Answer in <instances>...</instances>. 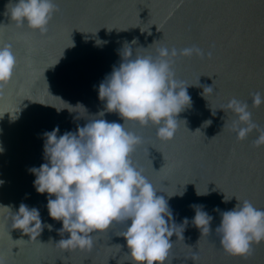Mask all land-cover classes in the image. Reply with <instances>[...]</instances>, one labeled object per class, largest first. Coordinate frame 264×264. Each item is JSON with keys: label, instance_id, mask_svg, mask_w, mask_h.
Returning a JSON list of instances; mask_svg holds the SVG:
<instances>
[{"label": "water", "instance_id": "1", "mask_svg": "<svg viewBox=\"0 0 264 264\" xmlns=\"http://www.w3.org/2000/svg\"><path fill=\"white\" fill-rule=\"evenodd\" d=\"M53 2L59 11L42 34L11 18L18 0H0V47L11 45L16 58L0 95V258L5 264H133L118 236L125 225L93 233L90 250L60 247L62 221L49 216L48 195L37 193L29 169L47 162L45 132L58 126L63 135L101 118L106 101L99 98V85L119 66L125 44L135 40L139 56L194 45L212 52L211 58H173L175 79L189 86L191 102L178 114L172 139L159 138L152 123L125 125L141 137L130 156L133 166L167 200L169 222L178 227L164 264H193V252L196 264H264V241L253 242L245 256L232 255L215 231L220 212L238 201L264 210V145L254 146L256 129L238 140L236 114L227 108L233 98L247 102L252 121L264 128V103L252 105L253 93L264 94V0ZM212 84L214 92H204ZM103 118L123 123L117 113ZM21 203L39 211L40 235L13 228ZM193 205L212 217L208 232L193 223Z\"/></svg>", "mask_w": 264, "mask_h": 264}, {"label": "clouds", "instance_id": "2", "mask_svg": "<svg viewBox=\"0 0 264 264\" xmlns=\"http://www.w3.org/2000/svg\"><path fill=\"white\" fill-rule=\"evenodd\" d=\"M58 11L53 0H18L12 7L11 18L19 26L26 22L30 28L44 34L52 14ZM135 43L133 40L131 45L125 44L119 66H114L99 85V98L106 101L105 111L98 115L101 118L89 120L75 132L58 135V126L45 132L47 162L29 171L36 177L37 193L48 195L49 216L62 221L59 229L62 239L57 243L60 247L90 250L93 233L125 225L118 236L126 241L127 255L133 264H164L178 227L169 222L172 213L167 200L158 196L154 186L133 166L130 156L141 143V137L128 131L125 125L152 123L158 126L159 138L172 139L179 123L178 114L191 102L189 86L175 79L171 66L173 58L178 55L211 58L212 52L205 54L194 45L180 50L162 47L155 57L139 56L133 51ZM15 66L11 45L0 47V95L11 81ZM213 90L214 84L204 87V92ZM252 97L253 106L264 103V94L255 92ZM227 108L237 117L233 121L237 139L246 138L256 129L259 135L254 146L264 145V128L252 121L249 104L233 98ZM105 112L117 113L123 123L105 120ZM192 207L197 209L193 223L201 232H208L212 217L200 210L202 206ZM220 215L221 222L215 231L221 247L229 254L245 256L251 252L253 242L264 241V210L250 201H238L231 210L220 212ZM12 220L13 228L26 235L37 230L40 235L42 231L39 211L24 203ZM187 223L185 219L184 224ZM47 227L51 230V225ZM64 233L69 234L68 238H63ZM198 260V253L193 252V264ZM0 264H5L2 258Z\"/></svg>", "mask_w": 264, "mask_h": 264}]
</instances>
